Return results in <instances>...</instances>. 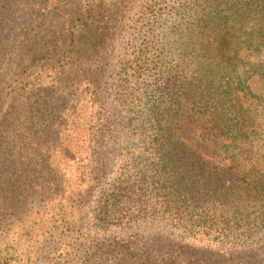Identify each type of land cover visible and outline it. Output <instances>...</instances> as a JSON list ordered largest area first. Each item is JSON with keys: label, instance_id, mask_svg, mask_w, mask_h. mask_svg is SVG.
Masks as SVG:
<instances>
[{"label": "trees", "instance_id": "trees-1", "mask_svg": "<svg viewBox=\"0 0 264 264\" xmlns=\"http://www.w3.org/2000/svg\"><path fill=\"white\" fill-rule=\"evenodd\" d=\"M44 19L48 25L42 23L27 40L34 54L54 60L60 73L91 76L100 65L106 73L102 103L107 105L101 110L115 112L111 126L119 133L118 143L142 151L154 170L153 195L169 211L152 210L135 219L153 217L214 245L261 247L264 177L253 181L242 172L257 162L258 150L264 151L257 91L264 86V0H57ZM100 36L103 51L96 42ZM88 82L91 101L99 102L96 85ZM21 102L17 88L10 106L14 118L6 126L8 143L0 141V169L28 166L36 153ZM178 123L194 126L219 144L231 159L230 168L205 161L176 131ZM48 135L44 144L53 145L41 146L38 160L43 163L50 161L51 148L62 144ZM187 201H210V216L190 212L194 207ZM222 264H264L263 250L245 261L226 258Z\"/></svg>", "mask_w": 264, "mask_h": 264}, {"label": "rangeland", "instance_id": "rangeland-1", "mask_svg": "<svg viewBox=\"0 0 264 264\" xmlns=\"http://www.w3.org/2000/svg\"><path fill=\"white\" fill-rule=\"evenodd\" d=\"M56 2L0 0V141L8 143L6 126L14 118L10 106L18 88L25 130L35 135L36 142L28 166L11 169L5 164L0 169V190H6L0 195V264H222L226 258L245 261L256 249L264 254V243L214 245L153 217L135 219L152 210L165 214L169 208H160V199L153 195L154 170L144 162L147 156L123 148L111 126L115 112L101 110V105L107 106L102 103L106 73L100 65L91 69V76L83 71L60 73L54 60L41 59L27 44L42 23L48 25L44 14ZM96 42L103 51L104 36ZM90 79L100 103L90 99ZM257 91L264 114V86L259 84ZM102 127L107 134L100 132ZM176 131L205 161L230 168L229 155L199 129L178 123ZM48 134L62 144L53 146L50 161L43 163L38 160L45 149L41 146L53 145V141L44 144L50 140ZM263 156L264 151L258 150L257 162L242 174L247 172L253 181L264 177ZM155 199L160 203L156 205ZM186 204L198 215L209 217L212 212L210 201Z\"/></svg>", "mask_w": 264, "mask_h": 264}]
</instances>
